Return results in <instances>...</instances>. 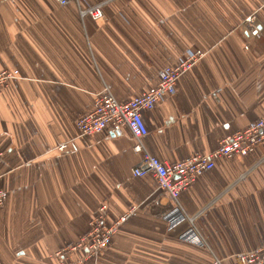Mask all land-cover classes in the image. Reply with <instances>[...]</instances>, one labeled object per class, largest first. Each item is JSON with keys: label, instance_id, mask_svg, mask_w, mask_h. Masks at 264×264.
<instances>
[{"label": "crops", "instance_id": "0c3cea01", "mask_svg": "<svg viewBox=\"0 0 264 264\" xmlns=\"http://www.w3.org/2000/svg\"><path fill=\"white\" fill-rule=\"evenodd\" d=\"M96 4L101 18L80 14ZM193 49L203 55L175 92L142 112L144 149L167 162L264 118V0H0V69L18 70L0 90V264H234L264 240V142L218 158L179 195L200 247L163 217L154 177L132 175L142 154L126 128L76 129L104 87L126 101ZM102 204L107 223L136 209L95 257H55Z\"/></svg>", "mask_w": 264, "mask_h": 264}, {"label": "built area", "instance_id": "2783aa9c", "mask_svg": "<svg viewBox=\"0 0 264 264\" xmlns=\"http://www.w3.org/2000/svg\"><path fill=\"white\" fill-rule=\"evenodd\" d=\"M68 0H59L65 4ZM82 16L88 14L94 19L102 16L100 4L81 7ZM250 18H247V21ZM200 49L187 50L175 63L164 65L154 85L142 90L139 94L118 101L107 87L97 93L92 108L81 115L75 126L79 136H89L101 133L108 128L120 131L126 128L133 139V150L142 154L139 162L132 168L133 176L149 174L154 177L158 188L163 190L169 199L171 208L163 215L172 226L184 222L187 230L181 235L193 244L204 247V242L195 229L194 217L188 216L180 207L178 198L181 192L197 177L214 167L218 158L230 159L234 156H246L264 142V118H260L246 127L219 139L217 147L204 154H193L167 162L150 154L144 149L143 138L147 134V126L142 112L152 110L165 96L176 90V82L193 64L201 58ZM18 75L16 69H0V90ZM66 144H61L57 150L62 151ZM7 198L6 190L0 188V206ZM135 206L129 208L111 223L105 221L106 205L102 204L89 221V230L75 243L56 250L54 256L63 258L71 252L80 254L79 261L92 258L102 252L109 244L119 226L132 215ZM234 264H264V240L256 247L234 254ZM62 264L64 262L60 261ZM213 264H226L221 258L214 257Z\"/></svg>", "mask_w": 264, "mask_h": 264}, {"label": "rangeland", "instance_id": "374dc122", "mask_svg": "<svg viewBox=\"0 0 264 264\" xmlns=\"http://www.w3.org/2000/svg\"><path fill=\"white\" fill-rule=\"evenodd\" d=\"M102 15H103V13H102ZM101 17H102V16H101ZM101 17H100V18H101ZM193 50H194V49H193ZM195 50H196V49H195ZM181 57H182V56H181ZM179 58H180V57H179ZM179 58H178V59H179ZM178 59H177V60H178ZM177 60H176V61H177ZM176 61H175V62H176ZM175 62H174V63H175ZM172 64H173V63H172ZM194 245H195V244H194ZM196 246H197V245H196Z\"/></svg>", "mask_w": 264, "mask_h": 264}]
</instances>
